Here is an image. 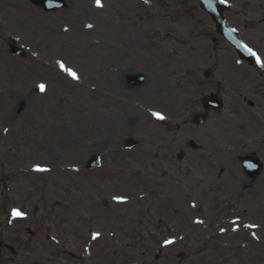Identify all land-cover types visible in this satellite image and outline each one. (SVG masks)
Here are the masks:
<instances>
[{"label": "rangeland", "instance_id": "1", "mask_svg": "<svg viewBox=\"0 0 264 264\" xmlns=\"http://www.w3.org/2000/svg\"><path fill=\"white\" fill-rule=\"evenodd\" d=\"M106 1L99 11L89 7L95 0H71L47 12L31 0H0V243L26 245L20 258L4 249L0 264L29 257L39 264H264L260 205L222 202L212 186L188 179L195 161L189 152L181 163L174 159L193 150V132L181 129L175 142L169 134L148 137L146 115L135 124L136 107L129 100L118 105L123 71L137 65L132 57L148 53L154 59L144 62L157 67L164 59L156 50L180 53L182 44L169 42L160 19L178 0ZM117 4L130 20L125 38H118ZM153 18L160 43L150 35ZM10 40L26 47L25 58L9 52ZM193 54L185 57L193 61ZM175 98L173 92L167 101ZM219 127L193 125L209 133L200 138L199 167L239 164L241 134L229 118L228 140ZM131 135L137 145L129 147ZM224 151L234 157L229 161ZM94 153L102 165L88 170L85 163ZM43 165L49 169L39 172ZM229 173L237 177L236 168ZM117 196L127 201L117 202ZM12 209L24 210L27 218H13ZM247 222L262 223L260 241L247 234ZM158 249L163 255L154 260Z\"/></svg>", "mask_w": 264, "mask_h": 264}, {"label": "snow or ice", "instance_id": "2", "mask_svg": "<svg viewBox=\"0 0 264 264\" xmlns=\"http://www.w3.org/2000/svg\"><path fill=\"white\" fill-rule=\"evenodd\" d=\"M96 3H97V6H102L101 0H96ZM249 51H251V50L249 49ZM253 55H255V53H253ZM61 68H64L63 64H61ZM70 74L73 76L74 79L78 78L76 73L71 72ZM39 88L41 91H43L45 89V85L41 84V85H39ZM154 115H156L160 119H163V117L159 113H154ZM37 170H44V169H37ZM13 214L15 216H21L20 212H14ZM94 238H95V236H94ZM169 243H171V241H169Z\"/></svg>", "mask_w": 264, "mask_h": 264}, {"label": "bare ground", "instance_id": "3", "mask_svg": "<svg viewBox=\"0 0 264 264\" xmlns=\"http://www.w3.org/2000/svg\"><path fill=\"white\" fill-rule=\"evenodd\" d=\"M178 127V126H177ZM179 128V127H178ZM200 173V171L197 169V168H195L194 170H193V174H199Z\"/></svg>", "mask_w": 264, "mask_h": 264}]
</instances>
